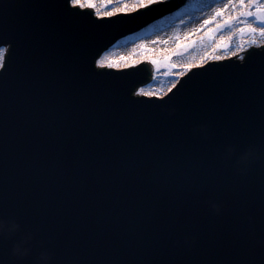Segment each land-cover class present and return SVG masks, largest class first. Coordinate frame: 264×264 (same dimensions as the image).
Instances as JSON below:
<instances>
[{
	"label": "water",
	"instance_id": "95a60500",
	"mask_svg": "<svg viewBox=\"0 0 264 264\" xmlns=\"http://www.w3.org/2000/svg\"><path fill=\"white\" fill-rule=\"evenodd\" d=\"M181 2L98 20L67 0H0V222L18 225L0 264H264V42L163 98L133 96L145 64L94 67Z\"/></svg>",
	"mask_w": 264,
	"mask_h": 264
},
{
	"label": "bare ground",
	"instance_id": "6f19581e",
	"mask_svg": "<svg viewBox=\"0 0 264 264\" xmlns=\"http://www.w3.org/2000/svg\"><path fill=\"white\" fill-rule=\"evenodd\" d=\"M84 1L82 0V2ZM136 1L93 0L91 10L99 17L103 10L111 12L134 9ZM257 8L264 10V0H245L243 8H240L239 0H186L183 7L175 10L173 15L167 14L154 21V24L128 35L99 58H106L105 64L111 63L113 66H129L130 63L142 60L147 62L152 73L150 82L138 88L135 93L163 94L169 86H173L176 79L171 80L170 77H167V73L155 75L156 71L150 63L151 59L161 57L164 60L165 57H171L165 66L166 72L170 68H174L176 71L174 76L189 70L191 65H201L206 59L214 58L218 51L217 46L221 41L229 44L233 49L246 41L242 40L241 42L240 39L244 34L247 35L248 40L255 36H261L259 31L255 33L241 32V29L259 27V24L250 23L248 20L250 17L243 15L249 10L255 14ZM217 11L222 13L220 17L215 15ZM206 20L211 23L205 25ZM225 21L228 22L227 25H225ZM218 28L219 30H217ZM208 33H212V35L209 36ZM178 45H187L189 48L185 52H179L186 47L177 51ZM141 46H143V50ZM226 56L219 57L225 58ZM122 57L125 59H121ZM115 63L117 65H114Z\"/></svg>",
	"mask_w": 264,
	"mask_h": 264
},
{
	"label": "snow or ice",
	"instance_id": "6c2138e0",
	"mask_svg": "<svg viewBox=\"0 0 264 264\" xmlns=\"http://www.w3.org/2000/svg\"><path fill=\"white\" fill-rule=\"evenodd\" d=\"M160 0H137V3L140 5L141 8H150L152 5L156 4V3H159ZM85 3H86V0L84 3H82V0H67V6L70 10H76V9H79L81 7H84L85 6ZM244 4H245V0H239V6L240 8H243L244 7ZM86 6L88 8H91L92 5L91 3H86ZM73 13H75L74 11H72ZM127 14V13H125ZM109 17L112 16V13L109 12L108 13ZM217 17H220L222 15V13L220 11H217L216 14H215ZM244 16L246 17H252L253 16V12L251 10H249V12H247L246 14H243ZM255 18H257L259 20V27L256 28V27H252V28H247V29H241V32H250V33H255L257 31H259V34L261 36H264V10H261L259 8L256 9L255 11ZM233 19H235V17H233ZM205 25L211 23V21H205L204 22ZM227 21H225V25H227ZM219 30V28L217 29ZM209 36L212 35V33H208ZM182 47H187V45H178L177 46V51L180 50V48ZM223 47H226L224 41H221L220 44L217 46V48H223ZM142 50H143V46H141ZM121 59H125V58H121ZM171 59V57H165L164 58V63L167 64L168 61ZM217 60L220 59V57H217L216 58ZM105 60L106 58H97L95 61H94V67L96 69H99V73L98 74H105L104 73V69L105 67L111 69L112 68V64L111 63H108L107 65L105 64ZM150 63L153 65V66H159L161 61L158 60V59H151L150 60ZM190 70V68H189ZM176 85L173 84V87H175Z\"/></svg>",
	"mask_w": 264,
	"mask_h": 264
},
{
	"label": "rangeland",
	"instance_id": "374dc122",
	"mask_svg": "<svg viewBox=\"0 0 264 264\" xmlns=\"http://www.w3.org/2000/svg\"><path fill=\"white\" fill-rule=\"evenodd\" d=\"M85 2V1H84ZM84 2H82V3H84ZM86 3H91V5H93V0H86ZM86 3H85V6H86ZM134 6H135V8L134 9H136V7H138V6H140L138 3H137V1L135 2V4H134ZM133 6V7H134ZM183 7V6H182ZM134 9H131V10H134ZM104 12H109V11H101L100 13H104ZM164 17V16H163ZM249 21H250V23L251 24H259V20L257 19V18H255V15L253 14V16L252 17H250L249 19H248ZM157 21V20H156ZM152 24H154V23H152ZM151 25V24H150ZM149 26V25H148ZM143 29V28H142ZM141 30V29H140ZM136 33V32H135ZM132 34H134V33H132ZM125 39V38H124ZM123 39V40H124ZM240 39H241V42H242V40L244 41V40H246L245 42H243V43H241V44H239V46H235V47H233V49L230 47V45L229 44H225L226 45V47H223V48H219L218 49V51L215 53V55H214V58H212V59H215V57H219V56H221V55H237V54H240V53H243V49L246 47V46H254V45H261L262 44V42H264V36H255V38L253 37V38H250V40H248V38H247V35L246 34H244L242 37H240ZM121 42V41H120ZM118 43H119V41H118ZM117 44V43H116ZM115 46V45H114ZM189 47H186V48H184V49H182V51H179V52H185V50H187ZM114 49V48H113ZM234 51H236V52H234ZM179 52H177V53H179ZM226 58V57H225ZM154 59H158V60H160L161 61V63H160V65L159 66H154L155 67V75H157V74H166L167 73V77H170L171 78V80H174V79H178L179 78V76L182 74H178L177 76H174L173 74L176 72L175 70H174V68L172 67V68H170V70L168 71V72H166V64L164 63V60L161 58V57H157V58H154ZM171 60V59H170ZM169 62V61H168ZM114 65H117L116 63L114 64ZM181 72V71H180ZM179 72V73H180ZM153 81V80H152ZM151 81V82H152ZM169 89H170V86L166 89V91L165 92H168L169 91ZM154 95H164V93L162 94V93H156V94H154Z\"/></svg>",
	"mask_w": 264,
	"mask_h": 264
},
{
	"label": "clouds",
	"instance_id": "9594fccd",
	"mask_svg": "<svg viewBox=\"0 0 264 264\" xmlns=\"http://www.w3.org/2000/svg\"><path fill=\"white\" fill-rule=\"evenodd\" d=\"M248 155L249 154H245L241 157L240 162L242 164L246 162ZM16 231H18V225L13 224L6 232L2 226V222H0V237H3L5 235L14 236ZM12 253L15 257L22 260L30 255V249L23 244H16L13 247ZM35 264H54V260L50 254L42 252L38 256H36Z\"/></svg>",
	"mask_w": 264,
	"mask_h": 264
}]
</instances>
